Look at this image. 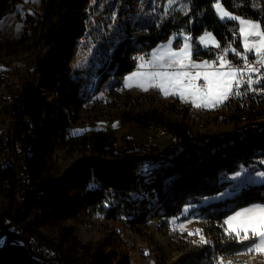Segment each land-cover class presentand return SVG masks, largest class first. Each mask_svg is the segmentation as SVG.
Listing matches in <instances>:
<instances>
[{"label": "trees", "instance_id": "1", "mask_svg": "<svg viewBox=\"0 0 264 264\" xmlns=\"http://www.w3.org/2000/svg\"><path fill=\"white\" fill-rule=\"evenodd\" d=\"M23 0H0V19L14 11ZM39 10H29L24 16L23 35L15 47L32 42L29 50H40L37 56V77L25 79L19 115L28 117V127L34 132L27 138L32 147L28 158L30 173L36 182L40 199L33 205H41L43 212L36 225L52 220L78 218L84 214L103 213L108 219H120L132 229L147 220L168 219L179 216L190 198L214 196L223 191L226 183L220 181L222 171L231 173L239 164L249 165L264 159V122H254L264 117V87L260 93L249 92L243 100L228 99L227 114L223 122H247L242 129L221 135H209L201 144H193L183 127L156 110L143 112L132 118L138 124H157L167 128L178 140L184 142L189 153L171 165L143 170L142 165L156 161L155 152L135 148L128 140L126 147L115 150L113 137L95 132L70 141L72 151H80L83 159L73 172L81 169L76 184L70 186L68 178L55 181L48 176V156L51 143L66 141L68 129L76 124L75 108L81 102V94L89 77L112 75L115 88L120 80L136 67L138 56H150L151 51L171 35L185 31L191 36L193 58H214L228 44L237 52L242 51L238 24L220 21L213 8L216 0H187L186 10L174 11L163 20L136 22L134 35L127 23L125 34L113 44L104 46L99 66L87 72L73 68L75 50L81 39L92 31L90 8L92 0H41ZM131 0H127L130 3ZM226 10L243 18L264 22V0H221ZM211 32L219 43L217 48H206L197 39L204 32ZM5 44L0 37V54ZM14 56L24 52L15 51ZM237 56L228 54L234 63ZM99 83L103 81L99 79ZM42 87L51 96L45 100ZM108 90L113 89L111 86ZM240 103V104H239ZM151 154V153H150ZM69 173V174H70ZM68 174V173H67ZM12 173L0 169V193L7 191L12 198V187L1 181ZM58 183L61 187H58ZM254 203L264 204V184L243 188L238 194L222 201L209 202L199 207L204 226L201 228L211 243H200L186 253L182 264H215L216 258L240 253L249 242L237 241L224 230L225 218ZM45 206V207H44ZM108 208V210L106 209ZM63 241L71 242L70 250L64 252L66 260L78 264L72 256L76 248L84 249L90 264H129L126 255H120L113 263V254L106 256L91 253L89 245L63 233ZM251 242V241H250ZM0 264H38L22 246H12L1 252Z\"/></svg>", "mask_w": 264, "mask_h": 264}, {"label": "rangeland", "instance_id": "2", "mask_svg": "<svg viewBox=\"0 0 264 264\" xmlns=\"http://www.w3.org/2000/svg\"><path fill=\"white\" fill-rule=\"evenodd\" d=\"M29 10H39L41 0H23L14 11L4 15L0 19V37L2 43L5 44L0 56L5 58H13L19 60L20 66L26 62L23 58L26 52H32L34 56L40 54V50H29L32 42H27L24 46L15 47L14 43L23 35L24 31V16L21 15V9L24 5H28ZM90 8V18L92 21V31L78 43L74 59L71 66L75 69L82 68L88 73L95 71V65L99 66L97 58L101 57L105 47L113 44L118 37L125 34L127 23L130 29V34L134 35L133 26L136 22H146L153 20H163L171 12L181 10L184 12L188 7L187 0H92ZM209 32V31H206ZM205 33V32H204ZM204 33L202 35H204ZM211 33V32H209ZM212 34V33H211ZM200 35L197 39L198 44L204 48L212 46L209 43L207 46L201 44ZM213 35V34H212ZM214 37V35H213ZM171 40V44H169ZM218 43L217 39L215 38ZM185 43H188L192 54L194 49L187 33L182 31L180 35H172L167 41L160 43L154 48L150 56L152 60H146L145 56L136 58V67L130 73L126 74L116 84L112 75L108 74L104 77L96 75L89 77V82L81 94V102L75 108L76 124L68 129L66 141L51 143L49 146L50 153L48 156V176L51 179L58 181L64 177L68 178V184L72 186L79 179L81 169H74L83 159L80 151H72L69 146L70 141L90 136L95 132L109 134L113 137L115 150H121L126 147L127 141L133 142L135 148L148 152L149 157L157 151L174 153L180 150V145L184 142L178 140L167 128L165 133L161 131L165 128L157 124H138L133 122L132 118L143 112L156 110L164 117L171 121L180 124L186 130L189 140L193 144H201L209 135H221L223 133H232L236 129H242L247 125V122H223L222 114H227V105L225 102L232 98L234 101L243 100L244 96L249 92L260 93L264 87V80L261 83H253L250 87L247 84H242L239 88H234L233 93L226 100L211 107H194L190 102H183L179 96H165L156 88H148L147 91L141 90L136 86L139 81H131V87H125V78L131 73L142 71L150 72L157 70L149 61L154 63L166 62V49L170 47L173 52L179 51ZM233 48L231 44L219 49L218 56L226 55V59L231 62V65L244 69L242 72L243 80H247L249 76L253 81L260 77H264V68H260L259 72H248L244 68V60L236 57L239 63H234L228 58L230 50L225 54L226 48ZM24 52L17 56L18 52ZM240 53H244L242 50ZM164 55V61H156L155 57ZM214 58L197 57L191 60L196 64H201L205 61L212 64L210 69H188L195 75L196 71H212L219 69L221 61ZM255 57H257L255 55ZM142 58V59H141ZM18 62V61H17ZM144 63V68H139L138 65ZM248 63L253 68H259L254 64V61L248 59ZM164 70V69H160ZM172 71L174 69H167ZM99 79L103 84L99 83ZM197 86L202 87L204 80L198 79L195 81ZM111 86L113 89L108 90ZM134 91V92H129ZM239 93V95L235 93ZM42 95L48 102L51 101V96L47 90L42 87ZM240 104V103H239ZM264 122V117L254 123ZM181 141V142H180ZM187 152V151H183ZM151 153V154H150ZM264 159L257 160L249 165L239 164L238 167L231 173L222 171L220 173V181L226 183V187L219 194L214 196H198V198H190L189 204L184 207L182 213L173 219V222L166 226L164 219L147 220L143 224L137 225V229H132L128 223L122 222L120 219H108L102 213L84 214L78 218H67L63 220H52L42 224H35L31 230L26 228V223L35 222L38 216L35 211L29 213V218L23 221L22 224L16 225V228L21 232L27 231L35 236L42 245L49 244L51 246L61 247L62 251L70 250L71 242L63 241V233L71 239H76L82 245H89L91 253L98 252L101 256L113 254L115 258L113 263L118 261L120 255H126L129 259V264H182L181 261L185 258L188 250L194 248L199 242L197 238L191 234L193 228L202 227L203 218L200 216L199 207L206 205L209 202L222 201L231 198L238 194L243 188L249 186H258L264 184V177L256 175L257 172H264ZM237 171L242 174L237 179L231 177ZM68 173V174H67ZM70 173V174H69ZM227 177V179H226ZM58 187L61 185L58 183ZM223 194V195H221ZM13 196V195H12ZM8 203L10 208L13 205V197L10 200L7 191L0 193V209L4 203ZM264 205L254 203L242 209L249 208L253 205ZM45 207V206H44ZM187 208V211L185 209ZM5 210L2 209L1 213ZM6 212V211H5ZM236 212L228 215L224 220V229L228 228L225 221L228 217L233 216ZM21 235V233H20ZM246 246V249L240 253H236L227 257L216 258L215 264H264V254L255 251L249 252L248 249L252 246V241ZM13 246H25L15 244ZM26 249V248H25ZM73 254L78 264H90L89 255L82 248H76ZM27 250V249H26ZM147 250L153 251V255L148 258L144 256ZM8 252V251H7ZM1 254V251H0ZM30 254V253H29ZM36 262V261H35ZM105 264V263H101Z\"/></svg>", "mask_w": 264, "mask_h": 264}, {"label": "snow or ice", "instance_id": "3", "mask_svg": "<svg viewBox=\"0 0 264 264\" xmlns=\"http://www.w3.org/2000/svg\"><path fill=\"white\" fill-rule=\"evenodd\" d=\"M171 2L173 0H170ZM213 8L220 20L234 21L239 26L238 31L244 53L242 54L229 47L224 50L225 54L230 50L234 55L244 60V68L248 72H259L260 68H264V22L233 14L231 11L226 10L221 0H216ZM199 39L201 44H205V46L211 43L219 47L215 37L209 32H205ZM169 44H171V40H169ZM166 52L168 57L166 62L157 64L149 61V64L157 70L131 73L125 78V87L133 86L131 81L138 80L139 83L136 86L143 91H147L150 87L156 88L165 96H179L183 102H189L190 100L194 107L207 108L222 103L233 93L234 88H239L242 84H247L250 87L253 83H261L264 80V77H260L253 81L250 76L246 81L243 80L242 72L244 69L232 66L231 62L226 59V55L217 58L221 61L219 69L196 71L193 75L188 69H210L212 64L207 61L201 64L194 63L191 60L192 52L188 43H185L179 51L173 52L168 47ZM250 52H255L257 56L256 63L260 65V68H253L248 63L247 53ZM155 60L164 61V55L156 56ZM138 67L144 68L145 64L141 63ZM167 69L174 70L169 71ZM201 78L204 80L202 87L195 84V81ZM235 94L239 95L238 92ZM241 174L240 171H237L231 179L235 180ZM256 175L264 177V172H257ZM185 211H187V208ZM225 224L228 225L225 231L230 235L234 234L237 241H252V246L248 249L249 252L255 251L264 254V205L258 204L242 209L233 216L228 217ZM200 243H207V241L202 237Z\"/></svg>", "mask_w": 264, "mask_h": 264}, {"label": "built area", "instance_id": "4", "mask_svg": "<svg viewBox=\"0 0 264 264\" xmlns=\"http://www.w3.org/2000/svg\"><path fill=\"white\" fill-rule=\"evenodd\" d=\"M24 5L21 9V15L25 16L29 12V6ZM33 52V51H32ZM32 52H26L23 66H20L19 60L13 58H5L0 56V169L4 168L12 173V177H6L1 181L3 186L12 187L13 205L10 208L6 202L0 209V251L5 253L15 244L25 246L32 256L33 260L38 264H73L64 257V251L61 247L42 245L32 234L31 228L36 224L34 221L26 223L28 230L21 232L16 225L22 224L29 218V213L33 210L36 216L42 213L41 205L34 206L33 203L39 200L40 195L36 190V182L34 181L28 165V158L32 153V147L27 142V138L34 134L28 124V117L19 115L18 108L21 103V96L24 90L25 79L32 80L37 77V56ZM248 59L256 63L257 57L254 54L247 53ZM219 56L217 55V58ZM146 60H150V56H145ZM18 61V62H17ZM167 131L164 128L161 133ZM181 142V141H180ZM179 151L174 153L158 152L155 163L142 165L143 170L152 167H162L171 165L176 161H180L183 157L187 158L189 153L185 151V145L182 143ZM5 211L1 213V210ZM108 210V208H106ZM21 233V235H20ZM191 234L194 235L199 242L203 237L208 243H211L204 234L201 227L193 228ZM153 255V251L144 252L145 257Z\"/></svg>", "mask_w": 264, "mask_h": 264}, {"label": "crops", "instance_id": "5", "mask_svg": "<svg viewBox=\"0 0 264 264\" xmlns=\"http://www.w3.org/2000/svg\"><path fill=\"white\" fill-rule=\"evenodd\" d=\"M215 10V9H214ZM216 12V11H215ZM216 15H217V13H216ZM217 17L219 18V16L217 15ZM220 20V19H219ZM220 21H222V20H220ZM224 21H229V20H224ZM224 21H222V22H224ZM239 27V26H238ZM176 36L178 35H180V33H176L175 34ZM187 35H188V37H189V39L191 40V36L187 33ZM172 36V35H171ZM219 44V43H218ZM210 47H212V48H217L215 45H212V46H208V47H204V48H202V49H206V48H210ZM241 47H242V50H244V48H243V44H242V41H241ZM252 54H254V55H256L255 54V52H251ZM192 56H193V54H192ZM151 57V59L150 60H152L153 58H152V56H150ZM146 59V58H145ZM232 61V60H231ZM252 61V60H251ZM129 92H134V91H129ZM175 217H172V218H168V219H164V222H165V224H166V226H169V224H171L172 222H173V219H174ZM225 230V229H224ZM226 232V231H225ZM227 233V232H226ZM228 234V233H227ZM231 235H233L234 236V234H231ZM255 264H257V263H255Z\"/></svg>", "mask_w": 264, "mask_h": 264}, {"label": "bare ground", "instance_id": "6", "mask_svg": "<svg viewBox=\"0 0 264 264\" xmlns=\"http://www.w3.org/2000/svg\"><path fill=\"white\" fill-rule=\"evenodd\" d=\"M41 207H42V206H41ZM42 212H43V207H42ZM41 214H42V213H41ZM41 214H40V215H41Z\"/></svg>", "mask_w": 264, "mask_h": 264}]
</instances>
